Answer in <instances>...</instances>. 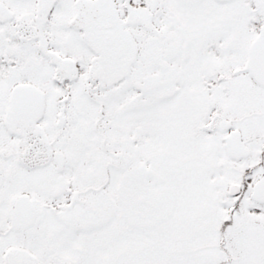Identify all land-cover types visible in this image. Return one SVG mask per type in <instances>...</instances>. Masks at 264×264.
<instances>
[{
  "label": "snow or ice",
  "instance_id": "snow-or-ice-1",
  "mask_svg": "<svg viewBox=\"0 0 264 264\" xmlns=\"http://www.w3.org/2000/svg\"><path fill=\"white\" fill-rule=\"evenodd\" d=\"M0 264H264V0H0Z\"/></svg>",
  "mask_w": 264,
  "mask_h": 264
}]
</instances>
